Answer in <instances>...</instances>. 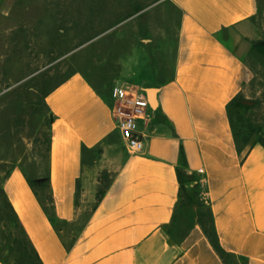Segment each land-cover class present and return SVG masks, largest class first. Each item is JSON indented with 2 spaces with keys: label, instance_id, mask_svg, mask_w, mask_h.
I'll return each instance as SVG.
<instances>
[{
  "label": "crops",
  "instance_id": "crops-1",
  "mask_svg": "<svg viewBox=\"0 0 264 264\" xmlns=\"http://www.w3.org/2000/svg\"><path fill=\"white\" fill-rule=\"evenodd\" d=\"M262 5L155 0L122 21L115 39L122 78L111 84L78 72L50 93L48 172L40 183L52 213L23 170L4 183L42 264H264V147L238 145L230 116L264 78ZM124 84L134 96L158 89L156 106L138 121L140 154L119 128L114 89ZM200 170L207 204L181 197L178 172L196 180ZM204 213L225 259L206 236Z\"/></svg>",
  "mask_w": 264,
  "mask_h": 264
},
{
  "label": "rangeland",
  "instance_id": "rangeland-1",
  "mask_svg": "<svg viewBox=\"0 0 264 264\" xmlns=\"http://www.w3.org/2000/svg\"><path fill=\"white\" fill-rule=\"evenodd\" d=\"M154 1L0 0V258L9 264H32V259L4 196L8 175L23 170L52 213L50 192L40 183L48 172L51 138L45 94L78 72L111 84L122 78L120 44L115 41L122 21ZM123 30L129 37L130 25ZM253 89L254 94L243 99L252 105L241 101L239 114L232 113L242 139H259L255 130L264 125L262 75ZM114 90L119 107L132 99L135 88L124 84Z\"/></svg>",
  "mask_w": 264,
  "mask_h": 264
},
{
  "label": "trees",
  "instance_id": "trees-1",
  "mask_svg": "<svg viewBox=\"0 0 264 264\" xmlns=\"http://www.w3.org/2000/svg\"><path fill=\"white\" fill-rule=\"evenodd\" d=\"M264 45V43H258L257 46H262ZM69 79V78H68ZM68 79H66L65 81H67ZM65 81H63L62 83L58 84L55 88L59 87L61 84H63ZM54 88V89H55ZM52 89L51 91L47 92L45 94V97L47 99V97L50 95V93L54 90ZM241 101H244L243 99H238L236 100L235 104L232 106V108L230 109V116L232 117V113L234 112L235 114H239V110L237 108V105L241 102ZM233 120V119H232ZM53 122V116L51 115V124ZM234 124V122H233ZM234 130H235V139L238 143V145L240 146H246V145H254V143H259L261 144L263 147H264V134H263V126L257 128L255 130V133H257L259 135V139H254V138H245V139H242V134L240 131L237 130V128L235 127L234 125ZM49 146H50V143H49ZM48 157H49V151H48ZM11 174V173H10ZM9 174V175H10ZM8 175V177H9ZM8 177L5 179V181L8 179ZM178 178H179V181H180V185H181V188H182V199L186 198L188 199L190 202L194 201V198L196 197L198 199L199 197V194H200V190H199V186L197 184V179L195 180L192 177H186L182 171H179L178 172ZM29 179V178H28ZM30 180V179H29ZM43 181V180H42ZM196 184V186L193 188L194 190V193L193 195L191 194H188V191H189V188L188 185L190 183H194ZM5 183V182H4ZM30 183L32 184V186L36 187V182H33L30 180ZM196 188V189H195ZM5 196V194H4ZM6 198V197H5ZM200 198V197H199ZM7 200V199H6ZM8 203V201H7ZM10 209H11V212L13 213L14 217H15V220L17 222V225L19 226V229L21 230L22 234L24 235V238H25V250L26 252H29L30 254V258L32 259V264H42L41 263V260L40 258L38 257V255L35 253L34 251V248L32 247L29 239L26 237L24 231L22 230V227L16 217V215L14 214V211L13 209L11 208L10 204L8 203ZM202 220L204 219V229H205V233H206V236L208 237L210 243L212 244V246L214 247V249L216 250V252L223 258L225 259L226 258V255L224 253V251L220 248L219 244H218V241H217V237H216V234L214 233V230H213V227H212V217L210 214L208 213H204L202 214ZM203 222V221H202ZM207 226V228H206ZM0 261H2L4 264H9L8 261H4L2 258H0ZM20 264H23L20 262Z\"/></svg>",
  "mask_w": 264,
  "mask_h": 264
},
{
  "label": "built area",
  "instance_id": "built-area-1",
  "mask_svg": "<svg viewBox=\"0 0 264 264\" xmlns=\"http://www.w3.org/2000/svg\"><path fill=\"white\" fill-rule=\"evenodd\" d=\"M149 103L145 94L134 96L120 104L117 114L120 118L119 128L127 148L132 154H140L144 150V138L138 130V121L146 114ZM199 197L204 203H208V180L205 171L200 170L197 174Z\"/></svg>",
  "mask_w": 264,
  "mask_h": 264
},
{
  "label": "water",
  "instance_id": "water-1",
  "mask_svg": "<svg viewBox=\"0 0 264 264\" xmlns=\"http://www.w3.org/2000/svg\"><path fill=\"white\" fill-rule=\"evenodd\" d=\"M157 92H158V89H154V88L146 89L148 102H149L151 107L156 106V98L155 97H156ZM242 103L245 105H252V102H249V101H243Z\"/></svg>",
  "mask_w": 264,
  "mask_h": 264
}]
</instances>
